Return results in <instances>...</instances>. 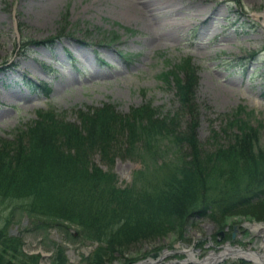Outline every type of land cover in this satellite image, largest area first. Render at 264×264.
<instances>
[{
  "label": "rangeland",
  "instance_id": "1",
  "mask_svg": "<svg viewBox=\"0 0 264 264\" xmlns=\"http://www.w3.org/2000/svg\"><path fill=\"white\" fill-rule=\"evenodd\" d=\"M48 1L0 0V138L12 137L41 110H54L74 122H79L80 109L107 103L124 114L142 104L153 105L161 115L174 113L180 105L176 90L162 75L171 65L191 59L199 76L196 134L204 150L231 143L236 128L228 127L227 120L239 116L259 129L250 141L254 150L264 151V0H54L48 3L51 12L46 10ZM207 9L218 11L216 18L202 16ZM43 24L47 31L40 34ZM36 61L42 65L39 76L33 77ZM20 83L21 90L16 86ZM12 90L25 92L28 98L11 101ZM162 137L155 158L165 161L175 146ZM143 158L153 162L144 152L117 157L114 170L122 186L132 182ZM95 161L109 168L99 154ZM20 203L0 201V226L12 216L11 228L24 234L27 252L51 254L48 240L56 239L67 247L70 264H80L82 255L88 256L97 246L86 239L70 241L57 224L50 228L47 241L38 239L30 229L38 220L23 214ZM253 214L203 218L188 225L183 237L171 231L119 245L104 264H126L131 258L197 264L182 250L194 248L202 259L211 249L222 250L228 241L258 250L264 238L246 228L257 220ZM261 217L264 222V214ZM234 225L240 231L231 239L232 228L225 230ZM50 262L49 257L41 261ZM220 264L254 263L229 257Z\"/></svg>",
  "mask_w": 264,
  "mask_h": 264
},
{
  "label": "trees",
  "instance_id": "2",
  "mask_svg": "<svg viewBox=\"0 0 264 264\" xmlns=\"http://www.w3.org/2000/svg\"><path fill=\"white\" fill-rule=\"evenodd\" d=\"M162 78L176 90L180 105L174 113L161 115L151 104H142L122 114L107 103L80 109L79 122H74L54 110H41L12 137L0 138V200L21 202L23 214L37 219L38 226H80L77 236L68 233L70 240L98 243L83 257L84 264H104L119 245L140 239L171 231L183 237L190 222L204 217L262 214L264 151L254 150L250 141L259 129L239 116L228 119V127L236 128L232 142L206 152L196 134L197 66L191 59L183 60ZM162 136L175 147L165 161H157ZM121 149L151 156L155 179L122 188L114 173L93 161L99 153L110 162ZM162 171L163 177L158 175ZM12 223V216L4 218L5 225ZM18 240L20 236L0 231L1 262L38 264L22 252ZM64 251L59 248L53 264H67Z\"/></svg>",
  "mask_w": 264,
  "mask_h": 264
},
{
  "label": "bare ground",
  "instance_id": "3",
  "mask_svg": "<svg viewBox=\"0 0 264 264\" xmlns=\"http://www.w3.org/2000/svg\"><path fill=\"white\" fill-rule=\"evenodd\" d=\"M47 1V0H46ZM53 1L54 0H50V1H48L47 2V7H46V10L48 11V12H51V5L50 4H48L49 2L50 3H53ZM148 2H150V1H148ZM151 3V2H150ZM152 3H153V1H152ZM156 4V3H155ZM152 5V4H151ZM134 6H137V5H134ZM168 7V6H167ZM203 15L202 16H208L209 18H211V19H214V18H216L215 16H217L218 15V11H213V10H211V9H207V10H205L203 13H202ZM261 16L263 17V23H264V13H262L261 14ZM41 29L43 30V31H41L40 32V34H43V33H45L46 31H47V27H46V25L45 24H43L42 26H41ZM60 49H64L63 47H62V45H60ZM47 53H49V50L47 49ZM36 63L38 64V66H35L33 69H32V72H33V77H35V76H39V71H40V68H41V66L40 65H42L41 64V62H37L36 61ZM7 66H5V68H6ZM2 68H4V67H2ZM17 81V80H16ZM21 84V83H20ZM64 83H62L61 82V85H63ZM17 86V88L18 89H22L23 87H22V84L21 85H16ZM195 97H196V99H197V90H196V92H195ZM26 98H28V96L26 95V93L25 92H22L20 95L18 94V93H15L13 90L10 92V94H9V99L11 100V101H14V99H26ZM178 98V97H177ZM153 106V105H152ZM154 107V106H153ZM155 108V107H154ZM157 109V108H156ZM122 113V112H121ZM122 114H124V113H122ZM59 115V114H58ZM59 116H61L62 118H64V119H66V117L64 116V115H59ZM37 119V118H36ZM35 120V119H34ZM67 120V119H66ZM212 132L213 133H220V132H218L216 129H213L212 130ZM200 142V141H199ZM200 144L202 145V143L200 142ZM227 146V145H226ZM202 148H204L203 147V145L201 146ZM219 147V146H218ZM218 147H216L215 148V150H213V151H216L217 149H218ZM122 151L121 152H119L120 154H118L117 156H114L113 157V159L109 162L108 160H106V159H104L102 156H101V154H99V153H96V154H94V156H93V161H94V163L97 165V166H100V168L103 170V171H106V172H112V173H114L115 175H116V177H117V181H118V185L120 186V187H122V188H124V187H127V186H129V185H131V184H136V183H139L140 181H144V180H146L147 178H154L155 179V177H154V175H155V169L154 168H152V163H148V161H146V160H143L142 161V166L140 167V169H138L135 173H134V175H133V178H132V182L130 183V184H128V185H126V186H122L121 184H120V179H119V176H118V174L115 172V170H114V164H115V161H116V159H117V157H123V158H129L130 157V155H132V154H130V153H128V151H127V149L126 150H123V149H121ZM209 152H211V151H209ZM97 154H99L100 156H101V158H102V160L104 161V162H106L107 163V165L109 166V168L108 169H104L100 164H98L96 161H95V156H97ZM151 157V156H150ZM156 159H157V161H161L160 159H158V157H156ZM164 172H166V171H164ZM164 172L162 171V172H158V175H160L161 173V177H163V174H164ZM217 176H219V174H216ZM260 181V180H259ZM233 182H235V181H232V183ZM261 185H264V181H260L259 182ZM236 183H234V185H235ZM238 189H240V186L238 185ZM241 190V189H240ZM240 194H242V192L241 193H238V194H236V195H239V197L241 196ZM1 201V200H0ZM249 213V212H248ZM264 213H255V214H253V215H256L257 217H256V221L255 222H252V221H249L248 223H247V226H246V228H249L250 230H252V231H255V232H257L259 235H261L263 238H264V222L263 221H259V220H263V219H261L262 217H261V215H263ZM204 218H208V217H204ZM201 219H203V218H201ZM200 220V219H199ZM199 220H195V221H192V222H190L193 226H195V225H197V222L199 221ZM4 221V220H3ZM14 224V221H13V223L12 224H2L1 226H0V231H3V232H7V233H11V234H13V235H17V234H15L14 232H13V230H12V225ZM71 226L75 229V224H72V223H68L67 225H65L62 229H61V227H60V225H56V227H58V229H59V231H60V233L62 234V236H65V237H67V238H69L68 237V233H71L72 235H78V234H80L81 233V231H82V229H81V227L80 226H78V227H80V228H77L76 230H71ZM75 226V227H74ZM232 228V233H231V236H230V238L231 239H235V236H236V231H240V228L239 227H237L236 225H234V226H229V227H227V229L225 230V232H228L230 229ZM31 229V231H34L35 232V235L38 237V239H40V240H45V241H47L48 240V236H50V233L52 232V230L53 229H48V228H45V226L42 224V223H40L39 224V226L38 225H35L34 223H33V227H31L30 228ZM30 229H28V230H30ZM218 235H224V232H219L218 233ZM17 236H20L21 237V241L20 240H18L19 241V244L21 245L20 246V249L22 250V252L26 255V256H29V257H35V259L36 260H38V264H42L41 263V261L45 258V257H49L50 258V264H53L54 263V259L56 258V256H57V254H58V251H59V248L60 247H64V252H65V254H66V257H67V259H68V262H67V264H70V259H69V256H68V254H67V247L63 244V242L62 241H60V240H48V243L49 244H47V247H49L48 249H51L52 251H51V254H48V253H45V252H43V251H41V252H32V253H29V252H27L26 250H25V240H24V234L22 233V234H20V235H17ZM70 240V239H69ZM83 240H85L84 238H80V241L79 242H81V241H83ZM87 240V239H86ZM71 241V240H70ZM73 242V241H72ZM74 243H77V242H74ZM64 245V246H63ZM97 246H98V243H97ZM97 246L91 251V253L97 248ZM223 247V249L222 250H220V251H218V250H214V249H211L210 250V254L209 255H207L206 257H204V258H202V259H200V258H198L197 256H196V254L194 253V248H190V249H183L182 250V252H185V253H188L189 254V258H190V260H193V261H195L197 264H220V263H223V262H225V260L227 259V258H229V257H233V258H246V259H248V260H250V261H252L254 264H264V239H263V241L261 242V245H260V249H258V250H254V249H252L251 247H248L247 249H245V248H242V247H237V246H233V245H231V243H230V241H228V242H226V244L225 245H223L222 246ZM90 253V254H91ZM168 253V250H166L165 251V254H167ZM86 255H82V258H81V261H80V264H84V259H83V257H85ZM108 257H111V255H108ZM162 259V258H161ZM128 261H127V263L126 264H156L159 260H160V258L159 259H154V258H150V259H144V260H139L138 261V259H136V258H131L130 260L129 259H127ZM134 260V261H133ZM125 261H126V259H125ZM0 264H4V263H2L1 262V259H0Z\"/></svg>",
  "mask_w": 264,
  "mask_h": 264
}]
</instances>
